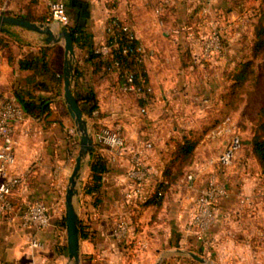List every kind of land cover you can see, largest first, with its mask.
<instances>
[{
    "label": "crops",
    "instance_id": "obj_1",
    "mask_svg": "<svg viewBox=\"0 0 264 264\" xmlns=\"http://www.w3.org/2000/svg\"><path fill=\"white\" fill-rule=\"evenodd\" d=\"M78 1L88 4L84 26L96 44L106 40L108 22L110 18L117 16L133 26L147 50V43L154 35L148 36L137 23L127 18L125 7L128 0ZM204 1L206 0H197V5L193 3L195 0H187V3L184 0H171V3L174 2L171 7L180 8L181 14L176 15V11H170V16L165 15V18L168 17L166 21L162 19L163 14L155 13V23L159 26L166 25L169 19L179 23V27L164 30L163 33L179 43L183 41V54L185 55L184 49H188L189 57H192V61L200 69L204 63L197 57L198 48L191 44L193 41L187 38L182 27L187 23L197 25V22H192V15L201 8L200 3ZM77 2H72V9L80 13ZM224 2L225 0H211L209 4L212 10L220 12ZM3 5H6V9H0V12L27 15L33 21L50 23L55 34L63 26L45 17V9H48L46 0H0V7ZM207 21L206 29L196 26L198 32L203 33L209 28ZM5 27L6 30H0V37L6 42L0 43V96L16 98L15 92L20 91L24 94L33 93L38 101L41 97L49 96L53 101L47 116L35 118L26 114L17 125L15 162L9 171L21 175L22 181L12 194L15 210L9 219L0 220V264H71L67 230L62 229L61 220L65 217V195L75 164L74 155L79 136L64 95L60 91L64 43L47 44L46 34L21 25L5 24ZM43 47L48 48L46 59L51 70L40 69L37 72L33 68L20 67V58L30 51L38 52ZM76 51V68L82 71V75L78 79L75 77L74 88L76 83L80 91L89 84L94 86L99 109L103 114L97 121L108 126H114L117 120L123 123L126 127L124 133L127 145L124 157L116 161L108 159L102 196L98 202V194L85 193L83 190L88 179L80 184L77 209L85 234L81 237V264H205L187 253L179 252L178 249H191L218 264H264V174L260 171L261 166L256 158L243 160L237 179L229 172L224 173V168L216 172L226 184L229 193L214 206V219L204 231V239L197 238L186 228L196 194L209 176L202 173L204 164L199 161V157L189 167L196 170V179L189 182L183 177L172 182L160 207L156 204L143 205L141 201H129L126 190L130 184L128 170L132 164V151L139 148L145 139L153 141V149L145 156V162L151 169L148 187L153 189L157 180L162 177L163 168L170 159L174 145L162 144L159 141L162 136L148 134L149 131L142 126L145 122L128 107L130 103L137 106L134 99L128 97L129 94L141 97L120 89L117 72H95L92 61L85 58V49L76 45ZM156 54L152 49L147 50L145 59L155 100L151 103H138L140 109L142 106L148 107V114H152V106L157 104L163 106L162 110H166V99L169 100L167 108L176 103L186 105L191 101L187 92L181 91L189 84L188 80L184 82L178 79V84L173 85L174 88H170L171 84H166L167 90L174 89L175 93H163L162 86L165 82L161 81L170 82L166 80L164 65L159 68V76L155 73L153 60L157 58ZM221 58L207 64H218ZM129 98L132 100L126 102ZM140 111L136 110L137 114ZM217 137L226 144L230 134L224 133ZM209 138L215 137L207 134L205 139ZM1 144L0 138V147ZM233 181L239 183V191L233 188ZM36 199H42L50 206L51 222L44 228L24 227L21 224V210ZM122 217L129 219L131 227L129 236L119 241L113 231ZM33 238L39 239L41 244L34 246L31 243Z\"/></svg>",
    "mask_w": 264,
    "mask_h": 264
},
{
    "label": "rangeland",
    "instance_id": "obj_2",
    "mask_svg": "<svg viewBox=\"0 0 264 264\" xmlns=\"http://www.w3.org/2000/svg\"><path fill=\"white\" fill-rule=\"evenodd\" d=\"M159 1L128 0L125 7L127 18L131 22L137 23L140 29L148 36L154 35V38L147 43V50L152 49L157 53V58L153 60V68L157 76L160 75V66L164 65L163 68L167 74L166 80H169L170 83L161 81L162 83L165 82L162 86L163 93L166 95L168 93H175L174 89L168 91L166 84H171L170 88H174L173 85L178 84V79L184 82L188 80L189 84L184 86V89L181 91H186L189 97H191V101L186 103V105H178L176 103L170 108H167L169 100L166 99L164 101L166 102L164 105L166 110H162L163 106L157 104L152 106V114L143 115L142 113L137 114L136 112V110H140L138 106L141 103L140 98L129 94L128 97H132L137 106L130 103L128 107L130 110L133 109L134 115H139L141 121L145 122L142 123V126L144 128L146 127L149 131L148 134L155 133L158 137L162 136L159 140L161 143L163 142L162 144L170 145L172 143L174 145L183 131H190L191 135L197 139L194 161L199 157V161L203 162L204 167L202 173L204 175H209L213 169L216 172H220L224 168V173L229 172L232 177L237 179L239 178V168L243 160H247L249 157L254 158V155L251 153L250 141L256 132H262V129L259 128V123L264 120V47L259 52L254 51V42L256 39L253 32L255 24L264 21V1L225 0L219 9L221 10L220 12L211 9L206 16L199 14L200 7L198 10L195 9L196 12L192 15V22H197V25H190H193L196 34L200 36L198 27L202 29L208 27L205 21L208 20L207 23L209 24L210 20L217 19L224 44V51L219 56L222 57L221 62L212 66H209L207 64L208 62H204L201 69L196 65L194 67L190 66V59H188L190 55L189 50L184 49L185 55L182 52L183 41L179 43L173 40L171 36H168V38L163 33L164 30L179 27V23L173 22L170 19L164 26H159L155 23V13H158L154 9ZM184 1L187 3V0ZM173 3L170 0L164 9V15L170 16V11H176V15L181 14L180 8L178 9L175 6L171 7ZM193 3L199 4L197 0ZM202 4L200 3V6ZM117 5H119V2ZM179 5L181 6L182 4ZM45 10V17L49 18V8ZM67 10L71 21L79 18V13L74 12L71 6L68 5ZM178 11L179 13H177ZM48 20L51 21L50 19ZM188 25L189 23L185 24V26ZM246 61H252L251 67L253 75L237 84L234 73L238 65L240 69V64ZM60 63L62 64V59H60ZM60 91L64 95L63 77ZM126 100L128 102V100L132 99L129 98ZM159 100H162V97H159ZM85 117L91 131L103 126L96 119H93V117L86 115ZM227 117H230L239 128L237 134L240 136L241 147L236 150L235 158L230 165L220 166L216 163V158L226 144L217 136H214L215 138H209V140L205 138L207 134L212 136L211 132L216 127L215 125L222 120L225 121ZM116 123H120V121L117 120ZM120 124L124 131L126 129L125 125L123 123ZM228 133L230 134V141L232 134L230 132ZM77 135L79 136V134ZM79 148L80 143L78 139L74 158L78 155ZM90 157L87 156L84 159L80 183L89 177ZM210 166H212V169H210ZM189 169L183 173L181 178H187L188 173L191 171L196 172L195 169ZM252 171L255 172L253 168ZM260 171L262 172V167ZM220 179L222 180L221 177ZM233 184H235L233 188L239 191V183L233 181ZM62 229L66 231V224L63 225Z\"/></svg>",
    "mask_w": 264,
    "mask_h": 264
},
{
    "label": "built area",
    "instance_id": "obj_3",
    "mask_svg": "<svg viewBox=\"0 0 264 264\" xmlns=\"http://www.w3.org/2000/svg\"><path fill=\"white\" fill-rule=\"evenodd\" d=\"M49 8V19L59 22L62 25L71 23V17L67 10V0H46ZM211 0L203 2L199 14L206 16L210 10ZM170 0H160L156 6L158 14L163 13L165 5ZM1 10L6 9V5L0 7ZM2 13V12H0ZM4 14V13H3ZM188 39L193 41L191 44L198 48L197 57L201 62H212L219 58L224 51L222 41V32L219 28V21L212 19L209 21V28L196 34L193 25L184 26ZM119 32H125L128 39L134 40L137 34L131 24L113 16L110 18L107 26V38L100 43L96 51L107 56L111 54L115 48H122L124 53L132 51L137 54V60L145 63L147 50L142 43H136L132 47L123 44L121 46L119 40ZM115 70L109 72H117L119 74L120 63L117 61L114 65ZM120 89L125 93H132L143 98L146 103L155 100V92L150 84L147 73L143 70H125L123 79H120ZM143 115L148 114L147 106L140 109ZM26 115L25 110L15 97L0 96V138L2 144L0 147V220L9 219L11 213L15 210V203L12 199L14 189L21 183L22 177L19 174L10 173L9 169L15 162L16 150V132L19 120ZM238 126L230 117H227L223 123L216 126L211 135L221 136L230 132L232 139L226 143L225 147L219 152L216 163L220 166L230 165L236 154V150L241 147L240 136L237 134ZM94 135L96 147L106 151L108 159L116 161L126 154V137L120 123L114 126L103 125L92 131ZM153 141L145 139L142 145L133 150L130 160L131 167L128 170L130 184L126 190V197L129 201H144L151 193L155 192L156 186L161 178H159L153 189L148 187V179L151 169L145 162L146 154L153 149ZM197 177L195 171L188 173V181H194ZM229 191L226 184L220 179L216 171H212L205 185L200 188L194 199V206L191 211L190 218L186 228L193 232L199 239H204V231L211 225L214 219V206L218 201L226 197ZM51 208L42 199H36L29 203L21 210V224L24 227L44 228L51 222ZM131 223L128 218L122 217L117 222L113 234L119 241L125 240L129 236ZM206 242H209L206 240ZM34 246L41 244L40 240L33 238L31 242Z\"/></svg>",
    "mask_w": 264,
    "mask_h": 264
},
{
    "label": "trees",
    "instance_id": "obj_4",
    "mask_svg": "<svg viewBox=\"0 0 264 264\" xmlns=\"http://www.w3.org/2000/svg\"><path fill=\"white\" fill-rule=\"evenodd\" d=\"M68 5L71 7L73 6L72 0L67 1V6ZM167 5H165V7ZM21 17L31 20V18L27 15H21ZM162 19L166 21L164 14L162 15ZM67 27L72 32L75 45H77L81 49H85L87 53L85 58L86 60L92 61L95 72L106 73L110 70H115L116 68H114L113 65L118 61L120 63V70L118 74L120 79H123L126 69L143 70L145 73H147L145 63H140L137 60V54L132 51L124 53L122 51V48L119 47L113 49L111 54L107 56L96 51V48L99 44H96L92 39V35L86 32L85 26L79 24V18L74 19L73 22L67 25ZM253 32L256 39L254 42V51L259 52L264 47V21L255 24V29ZM119 40L121 46L123 44H127L132 47L136 43H141L138 36L134 40H130L126 37L125 32H119ZM0 43L6 44L2 37H0ZM47 51V47L41 48L38 52L30 51L27 55L19 59L20 67L30 69L33 68L37 72L40 69H45L46 71L51 70L48 64L49 62L46 59ZM188 59H190L191 65H196L192 61V57H188ZM251 64L252 61L242 62L240 64V69L238 65V68L234 73L237 84L239 82L247 80L253 75ZM80 75H82V71L76 68L75 77H77L78 79ZM74 91L86 116L93 117V119L96 120L103 116L99 109L97 91L92 84L87 85L83 88V90L80 91L78 89V83H76ZM15 96L17 101L22 104L26 114L31 115L35 118H41L43 115L47 116V114H49L51 103L53 101L52 97H41L38 101L33 93L24 94L20 91H16ZM141 101L146 102L145 100L140 98V102ZM222 121L217 123L215 126L220 124ZM259 128L262 129V132H256V134L250 141L251 153L254 155V157L262 167V172H264V120L259 123ZM196 143L197 139L191 135L190 131L182 132V135L178 137L174 144V149L171 153L170 159L166 162L163 168L162 177L158 182V185L156 186L155 192L151 193V195L146 200L141 201V204H156L158 207H160L166 195V192L170 189L172 182L181 178L183 173L194 162ZM107 162L108 158L104 150L96 147L94 153L90 157L89 177L84 184L83 190L85 193L96 195L98 194L96 199L97 202L100 200V196H102L104 176L108 169ZM61 223L63 225L66 224L65 217L62 218ZM84 235L85 234L82 231L81 226V237Z\"/></svg>",
    "mask_w": 264,
    "mask_h": 264
},
{
    "label": "water",
    "instance_id": "obj_5",
    "mask_svg": "<svg viewBox=\"0 0 264 264\" xmlns=\"http://www.w3.org/2000/svg\"><path fill=\"white\" fill-rule=\"evenodd\" d=\"M72 2L76 3L77 0H72ZM77 3L81 6L79 24L85 25L88 4L81 1H78ZM5 24L21 25L26 28L36 30L40 33H44L46 34L45 41L47 44L56 42L64 43V98L68 110L74 120L76 130L79 134L80 143L79 152L76 156V161L72 173L69 177V185L67 187L65 195V222L67 230V244L71 264H81V218L77 209V198L81 190L80 177L82 174L84 159L85 157L91 156L94 153L96 145L94 135L89 127L88 121L74 91L77 59L74 37L72 35V32L66 25H63L61 27V30H59L57 34H55L50 23L36 22L18 15L0 13V30L7 29L5 27ZM178 251L187 253L205 264H218L216 262H212L211 260L191 249H178Z\"/></svg>",
    "mask_w": 264,
    "mask_h": 264
},
{
    "label": "flooded vegetation",
    "instance_id": "obj_6",
    "mask_svg": "<svg viewBox=\"0 0 264 264\" xmlns=\"http://www.w3.org/2000/svg\"><path fill=\"white\" fill-rule=\"evenodd\" d=\"M79 9H81V6H80V8Z\"/></svg>",
    "mask_w": 264,
    "mask_h": 264
}]
</instances>
